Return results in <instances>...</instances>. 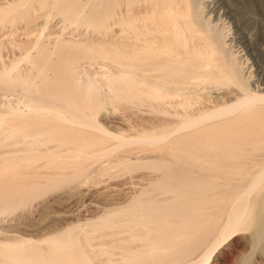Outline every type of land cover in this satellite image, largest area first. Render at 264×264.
Instances as JSON below:
<instances>
[{"label":"bare ground","instance_id":"bare-ground-1","mask_svg":"<svg viewBox=\"0 0 264 264\" xmlns=\"http://www.w3.org/2000/svg\"><path fill=\"white\" fill-rule=\"evenodd\" d=\"M136 1H133V0H115V3H117V5H118L117 18L116 19H117V22L119 25V28L117 31L118 32V38L115 36L117 41H115L116 40L115 38H114L115 40L113 39L116 43H113L111 45V44H109V42H107L109 45H107V44L104 45L105 42H100L99 45H95L97 41H93V43H92V41L90 40L91 43L93 44V46H97L96 51L97 52L99 51L98 53L99 54L101 53L103 57H105V56L108 57V55L113 56V60H115V61L111 60V62L113 61L112 64L114 62L117 63V64L114 63L116 65L117 69L113 66L117 71L116 70L114 72L110 71V74H108V75L105 74V76H103V77H101L102 75L95 77V75H97L98 73H96V71H93V74L95 73L94 76H93V74L90 75V73H88V71L91 72V70L88 69V71L87 70L84 71V73H86L87 78L85 77V80H82L80 75H79V73L81 71L80 72L76 71V68L74 66L67 68L65 70L63 68H61L65 71V74L69 75V77H70V75L72 77H74V76L77 77V79L74 78L75 80L73 82H75L76 86H75V84H74V86L76 87V89L79 92V99L78 100H75L72 97L71 98L68 97L65 100H62L61 102H60V100L58 102L54 98V96H52V95L51 96L48 95L49 97H44L41 94V91H44L42 89H45L44 86L49 84L48 76H51L52 73L50 75V72L48 73L46 71V69H44L41 65H38L35 62L36 57L34 58V55H36V54H34L33 52L35 51V49L37 50V47H39L38 49H40V50L43 47L45 48L46 44L45 45L43 44L44 46L40 45V46H42V48L39 46V44L37 46V43H35V44L33 43V45L31 44V47L33 46L32 48H30V45H28L29 46V47L27 46L28 49L30 48L32 50L34 48L33 52L32 51L27 52V50H26V53L24 52L25 54H23V55L21 54L22 56L19 57L20 59L17 60L15 58L17 61L14 59L15 62H13V63L9 62L11 64L10 65L8 64L7 67L2 66L3 67L2 68L0 66V68H2L0 71V88H2L4 90H10V91L12 90V91H14L13 93H15V92L18 93L17 94L18 95L17 100H19V102L22 103V106L20 103H19L20 106L17 105L18 102L16 101V97H14L15 101H16L15 102L16 105H12L11 104L12 102L9 103V102H7V100L4 102L3 100L6 99L4 97H3L4 99H2V101H0L2 103V104H0V156L3 153L5 154L6 151L11 152L10 150L6 149V146L9 144H12V145L13 144L18 145L20 143L24 144V145L28 144V146L30 148L34 149L33 146L35 144L45 143L44 147L46 145H47L46 147H48V143L50 144L49 141L53 140L54 134H53V130L51 128H48L46 130L41 129V121H43V119L46 118L47 116H50L51 118L56 119L55 121H58V120L63 121L65 123H67L68 125H70L69 127L73 126L71 131L74 129L75 126L76 127L77 126L90 127V128H86V129H88V130L91 129L90 122L88 121L89 122L88 123L86 121L85 117H82V116H88V115L90 116L92 114V112L94 113L93 108H92V100L91 99L92 98L94 99V97L96 98L97 96H99V93H100V91H102L101 88L103 86L104 87L106 86L109 89L112 100L113 99L114 100L115 99H118V100L121 99V101L123 100V102L125 101V103L127 102L128 104H133V105H138V104L141 105L143 103H146L147 105L150 106V108H153L152 110H154L155 108L160 110V111H158L157 109H155V111L157 110L160 113H162L161 110H163V112L165 111V113L167 111V113H168L169 108H171L173 110L175 108L174 112L177 115H179V119H178L177 126L175 127V129H173L174 130L173 135L174 134L177 135V136L176 135L173 136V138L176 136L175 141H173L174 143H178L180 140L183 139L184 135H180L179 133L183 134L184 131L186 132L189 130L196 131L195 128L199 129V126H201V125L206 126L205 129L208 128L207 126H217V127L222 126V127H224L227 130H225L224 132L218 133V135L221 134L218 137L220 138L223 136L225 139L228 138V139H233V140L232 141L230 140L226 146L224 145L223 148L220 147L221 149L220 150L218 149L219 150L218 152L216 151V146L210 145V144L207 145L205 147V149L198 148L197 146H192L188 150H185L183 152L184 155L186 156L187 160H188V161H186V165H189L188 168L189 167L191 168V166H192L194 169L198 170V173L195 172L196 170L194 171L195 173H193L194 169L192 170V168H191L192 175L195 174V175H197V177H193L191 175V177H193V178H191L189 176L190 174L184 175L183 174L184 171L187 169L185 171V172H187L188 170H190V168L185 169V164L182 162L184 164L183 166H184L185 170L184 171L181 170L183 168V166L181 167L178 165L179 167H181V169L179 167L178 168L181 171H183V173L181 172L182 175H184L183 177H180L178 174H176V175H178L177 176L178 178L180 177V179H178V180H176V182H174V180L177 179V177L175 175L176 171L175 172L173 171L174 176L176 178H174V176H172L173 174L171 175V174L167 173V176L171 175V178L172 177L174 178V179L172 178L173 181H170L171 179L168 176L169 177L168 181H170V183L174 182L172 185L169 184L170 187L172 186L171 188L169 187V185L167 183V185H168L167 187H169L170 189L165 188L166 186L164 187L165 181L162 182V180H164V179H161V182H159L157 180L160 184L162 183V185H160V187L161 186H162V188L164 187L163 190H165V191H163V194L165 192H167V193L170 192V196L168 195L167 197H165L163 199H159L160 198L159 196L157 199H156V196L154 197L156 199V202L160 201L161 204L158 203V205H156L157 203L156 204L152 203V200L149 201L148 198H147L148 201L143 200L144 197L137 198V197H141L142 194H141V196L136 195L137 196V197L135 196L136 199L133 200L131 198L133 200V202L131 200L130 203H132V204L128 203L130 205H128V206L124 205L125 207L122 206L123 208L119 207L121 209L119 210V208H118L117 209L118 211L113 210L115 212L110 211L104 215L102 214L100 221L97 220L99 222L96 221V222H94L95 224L93 223V225L97 227L96 230H98V231L100 230L102 233L104 232V230L106 231V228H109V227L112 228L113 226H115L114 227L115 229L112 228L114 230H110V228H109V233H106V235L110 234V237L112 235L114 236V234H120L121 232L128 234V235H126V237L128 236L129 238L123 237L125 234L123 235L122 233H121V236L123 238H120L119 237L120 235L119 236L115 235V236H118L117 238L114 236L116 239L114 237H112L113 239L110 238L111 240H109L110 242H108L110 244H108V245H109V247H111L112 250L111 249L106 250V248H104V250L100 251L101 256L104 255L105 252H106V254H107V252H110V253L114 252V255H115V252H119L116 254H119V256H121V257H119L118 260L115 259L116 263H114L115 261L114 262L112 261L114 264H139L142 261V258H141L142 256H144V257L146 256L145 259H147L148 256H150L151 259L153 258L152 259L153 262L151 261L152 264H172L173 261L171 259H173L172 257L174 256V253L172 254V257L170 259L171 253H170V255L167 254L168 250L166 251L165 246H162L158 242V240L162 239V236H165L166 239H169L170 237L172 238V236H174L172 233H171L172 234L171 236H167L166 233L171 231L173 229V227H175V226H179V225L183 226L184 223H186V222H187L186 224H188V221L191 218L195 217V215H197L198 212H201L200 215L198 214V217L197 216L195 217V218H197L196 220H198V222H199V219H198L199 216L203 215V213H204V212H202L204 210L203 207L207 208V205L203 206L202 204L199 203L200 199L203 197L202 200L205 201L204 200V197H205V198H207V201H210L211 203H213L214 201H219L218 198H215L212 196V193L215 194L214 189H216V187H215L216 183H218L217 184L218 186L221 184L220 183L221 181L219 182L218 180H220V179L223 180L224 177H222V176L232 177L231 174L233 175V173H235L236 175L244 174L246 172V170L249 171V169L251 167L250 164H248V160L255 158V156L258 157V155H260V158H261V155H263L262 158H264V0H212V1H210V0H138L137 4H136ZM209 1L211 2V6H210V10H209L210 15L217 17V18L219 16H223L235 24L234 26H235L236 35H237L236 40L240 43L244 52L249 56V58H251L254 69H255L256 79H255L254 83L253 82L250 83L248 80H247L248 82L244 81V79H243V77L239 71V68L237 67V65L234 62V59L232 57H228L225 54L224 48H223V41H221L222 39H220V37H219L220 35L215 34L216 32L213 33L209 23L207 22V20L209 18L204 20L203 16H205L206 14L202 16L200 6L203 3H207V2L210 3ZM1 2H2V0H1ZM54 2H56V0ZM68 2H69V0H68ZM71 2H72V0L70 1V3ZM25 3H27V2H25ZM61 3H62V1H61ZM67 3H65V4L67 5ZM18 5H19L18 3H13V2L11 3L10 2V3H7L5 6H1L0 7V23L4 24L5 21L7 22L9 15H10L9 19L14 18V20L15 19L17 20V18L12 17L15 15H13V14L11 15V13L17 12ZM101 5H99V6H101ZM95 7L93 9L98 8L97 6H95ZM102 7L103 6H101V8ZM113 8L114 7H112V9L111 8L110 9L113 11ZM105 10H106V6H105L104 11ZM51 11H53V10H51ZM81 11L82 10H80L78 12L75 9H73L70 5H67L66 7H64L63 16L66 18V20L68 19V21L71 19H74V18L75 19H80V18L83 19L84 17L81 14ZM86 12H87V10H86ZM86 12H85V14H86ZM111 12H109L108 10L105 11L104 18L111 16L110 18L112 19V13ZM100 14H101V12H100ZM18 15L16 17H18ZM29 16H31V15H29ZM101 16H102V14L100 16H97V14H96L95 16L90 17L88 20L93 22V23L100 22L102 20ZM19 17H18V19H19ZM29 19H30V17H29ZM75 19H74V22H75ZM14 20L12 22H14ZM86 23L87 22H85V25H87ZM91 27H93V26H91ZM106 27H107V25H106ZM235 29H234V31H235ZM253 29L256 30L255 34L252 32ZM117 32H115V33H117ZM39 36H41V35H38L37 37L39 38ZM37 39H35V41ZM113 40H112V42H113ZM37 41H39V40H37ZM33 42H34V39H33ZM39 43H40V41H39ZM67 43H66L67 47L72 46L70 44V41H69V45ZM86 43H88V42H86ZM27 44H28V42H27ZM92 44H91V46H92ZM24 45L26 47L25 41H24ZM88 45H90V44H88ZM22 46H23V44H22ZM89 48L87 47V49H89ZM47 49H45V50H47ZM83 49H85V48H83ZM40 50H38V52ZM49 50L50 49H48V51ZM51 50L49 51V54L53 53ZM23 51H25V50L23 49ZM93 51L94 50H92V52ZM50 52H52V53H50ZM39 53H41V52H39ZM80 53H83V52H80ZM36 56H38V55H36ZM71 58H73V57H71ZM79 58H81V57H79ZM105 58H102V59H105ZM47 59L49 60V57L46 58V60ZM95 59H98V58H94V60ZM110 59L111 58H109V60ZM21 63H23L24 65L27 63L29 65V66H26L28 69L27 68L24 69L27 71H23V67L21 68V66H23V65ZM43 63H44V61H43ZM40 64H42V62ZM24 68H25V66H24ZM77 69H79V67H77ZM85 69H86V67H85ZM21 71H23L24 73ZM46 72L48 73V76L46 75ZM149 72H151L153 74L154 78H151L148 76ZM81 73H83V72H81ZM108 73H109V71H108ZM84 76H85V74H84ZM54 79H56V77ZM58 79H60V78H58ZM62 79H64V77ZM61 81H63V80H61ZM63 82H65V81H63ZM68 82H67V84L69 86L68 85L67 86H68V90H69V87H71L70 79L68 80ZM50 83H53V82L51 81ZM252 83H253L254 87L251 86ZM65 84H66V82H65ZM67 86H65V87H67ZM74 86L72 84V87H74ZM42 87H44V88H42ZM47 87L48 86H46V89H47ZM72 87H71V89H72ZM46 91L49 94V90H46ZM72 91H74V90L72 89ZM73 93L75 95L76 92H72V94ZM100 94H103V92ZM105 95H107V94H105ZM104 96L101 95V97H98V100H100V98H102V97L104 98ZM75 97L77 98V94L75 95ZM8 98H10V97H8ZM103 103L105 104V100L103 101ZM53 104H59L61 106L58 105V108H56ZM97 106H99V104H97ZM102 106H105V105H102ZM102 106L100 105L99 107L101 108ZM66 110L71 111L73 115H76L78 117H75L73 115L69 116L66 113ZM173 110H171L172 113H173ZM28 116H32V124L30 122H28V120H29L27 118ZM92 118H95V117H92ZM56 124L58 125L59 123L56 122ZM47 125H45V126H47ZM96 126H97V124H96ZM93 128L95 130V127H93ZM68 129H70V128H68ZM97 129H99V128H97ZM102 129H103V127H102ZM218 129H219V127H218ZM79 130L80 129H78V132H79ZM99 130H101V129H99ZM173 130H172V132H173ZM208 130L209 129H207V131ZM59 131H60V129H59ZM207 131H206V133H207ZM80 132H81V130H80ZM83 133H84V131H83ZM105 133H107V132H105ZM187 133H190V132H187ZM66 134H64V135H66ZM78 135L80 136V139H81V133H78ZM87 135L90 137V134H86V136ZM108 135H110V134H108ZM200 135H202L201 132H200ZM93 136H94V134H93ZM112 136H114V135H112ZM161 136H163V135H161ZM209 136L210 135H208V138H210ZM116 137L118 138V135H116ZM154 137H157V136H154ZM167 137L170 138L169 136H167ZM96 138H94V139H96ZM119 138L122 141V143H128V142L130 143L129 139H127L125 137L119 136ZM161 138L163 140V137H161ZM161 138H149V139L147 138L145 140L143 138H141V140L143 139V141H141L140 144H142V142H143V144L146 143L147 146L148 145H156L158 143L164 142V141H161ZM195 138H196V136H195ZM82 139H84V137ZM88 139H86V141ZM97 140H98V138H97ZM135 140H137V139L135 138ZM219 140L222 141L221 138ZM71 141H73V140H71ZM98 141H100V138ZM169 141H170V139H169ZM57 142L58 141L56 139V143ZM79 142H80V140H79ZM79 142H78V144H79ZM94 142H95V140H94ZM171 142H172V140H171ZM206 142H208V141H206ZM51 143L52 144H50V145L52 146L53 143H55V142L51 141ZM56 143H55V146H56ZM59 143H61V142H58L57 146L59 145ZM71 143H73V142H71ZM166 143L168 144V142H166ZM166 143H163V144H166ZM64 144H66V143L64 142ZM73 144L75 146V143H73ZM81 144L82 143H80V145ZM94 144L97 146L100 143L95 142ZM50 145H49V149L51 150ZM102 145H103V143H102ZM102 145H101V147H103ZM40 146H41V144H40ZM42 146H43V144H42ZM57 146H56V148H57ZM157 146L159 147V145H157ZM52 147L55 149L54 146H52ZM89 147L90 146L88 145V142H87V144L81 145L80 149L78 148L77 152L81 155L87 153V156H88V152L94 153L98 149L96 147V148H94L95 151H89V150H91L90 149L91 147L90 148ZM30 148H28V149H30ZM66 148L68 149V146H66ZM19 149H22L23 151L25 150L23 147H19V145H18V146H16V148H13L12 151L13 150L19 151ZM46 149L47 150H45V151H48V154L47 153L46 154L48 155V157L50 155V157L52 158V159L48 158L49 160H52V161H49L52 164L50 166H53L54 165L53 163L56 162V159H57L56 156H58V154H57L58 152L55 153V152H51L48 148H46ZM72 151H73L72 147L70 146V149L66 152H72ZM64 152H65V150H64ZM90 153H89V155H90ZM215 153H217L216 155H218V156L213 157V154H215ZM46 154H44V156L42 155V157H45ZM62 154H64V153H62ZM72 154H73V156H75V153H72ZM72 154L70 153V155H72ZM23 155L26 156L27 154H23ZM34 155L35 154H31L32 157ZM39 156L41 157L40 152H39ZM66 156L68 157L69 155H66ZM180 156H182V154H180ZM22 157L23 156H21V158ZM36 157L37 156H35V158ZM40 157H38L39 161H40ZM70 157H68V158H70ZM19 158H20V156H19ZM27 158H28V156H27ZM262 158H261V160H262ZM77 159L81 160V158H77ZM182 159L183 158H181V161H184ZM32 160H35V159L32 158ZM112 160L110 162H112ZM2 161L0 160L1 164H2ZM25 161H27V159H25ZM62 161H64V160H62ZM65 161H66V159H65ZM70 161H72V160H70ZM70 161L67 160V162H65V166H67V167L69 166L71 168L72 166L69 164ZM259 161H260V159H259ZM13 162H14V160H13ZM13 162L12 163L9 162V163L13 165ZM249 162H252V160ZM256 162H258V158H257ZM3 163L6 164V161L5 162L3 161ZM20 163H21V161H20ZM25 163H24V166L27 164V163L26 164ZM28 163L31 164L32 162L29 161ZM47 163L45 162V164H47ZM60 163L61 162H60V158H59V164ZM37 164H35V168L38 167L39 164L38 165ZM76 164H78V163H76ZM112 164L115 165L114 163H112ZM120 164H122V163H120ZM154 164H155V162H154ZM12 165L11 166L8 165V168L6 167L7 170H4L6 172L3 171L6 176L10 172V167L14 166V165L13 166ZM61 165L62 164H60L59 167H62ZM79 165H80V162H79ZM125 165H128V163ZM125 165H123V166H125ZM160 165H161V163H160ZM160 165H159L160 169L162 167L165 168L163 164L161 167H160ZM22 166H23V164H22ZM81 166H84V165H81ZM130 166H129V168L128 167L127 168L130 169ZM168 166H170V165L166 166L167 170H171L168 168ZM18 167H21V166H18ZM28 167H30V166H28ZM111 167H112V165L107 164V166L102 167L99 170H101V171L109 170ZM114 167H116V166H114ZM153 167H155V166H153ZM170 168H171V166H170ZM8 169H9V172H8ZM13 169H14V167H13ZM25 169L28 171H31L30 168H28V169L25 168ZM82 170H83V168H82ZM84 170H85V168H84ZM84 170H83V172H84ZM225 170H227L226 172H228V173H229V170H231L230 173L231 172L232 173L230 175H227L224 173ZM257 170L258 171H256L255 173L250 174L249 181L247 182L248 183L247 187L242 186V189L244 187V190L240 193V195H238L239 197H236L239 199H238V202L235 204V206H233V204L231 203L232 204V207H231L232 211H230V213L226 211L229 214V216H227V219H226L227 221L225 220L226 222H225V224H223L225 226L222 227L224 233H227L226 231H228L230 228L235 226L237 223L241 222V220H243V218L245 219V214H246V211L248 209L247 203H249L248 200L250 198V197L248 198V196L252 192H254L258 187H259L258 189H260L261 184L264 182V163L261 164L260 168ZM37 171L39 172V170H36L34 172L36 173ZM69 171H70V169H69ZM74 171L75 172H72V173H74L73 175L79 173L78 168H76ZM109 171H111V169ZM179 171H177V172L179 173ZM23 172H24V169H23ZM54 172H55V170H54ZM11 173L14 174L13 172H11ZM99 173H102V172H99ZM169 173H172V171ZM221 173H224V175L223 174L221 175ZM17 174H18V172H17ZM64 174L62 176H68V175H64ZM235 174L233 175V177L231 179H233L235 177ZM8 176H11V175H8ZM60 176L58 178L59 182L62 181L61 183L64 184V180H62V178ZM71 176L72 175H70V177ZM83 177H85V176H83ZM219 177H220V179H219ZM229 177H227V179L224 178V180L226 179V181H229L228 180ZM60 178H61V180H60ZM67 178L69 180V176L66 178L64 177V179H67ZM163 178H165V177L163 176ZM56 179L54 180V182H55L54 184H53V182L48 181L50 183V186H52L51 184H53V185L56 184V182L58 180V179L57 180ZM13 180H15V178ZM47 180L44 181V183L47 182ZM23 181L21 179V182H23ZM40 181L37 180L36 182L42 183V181L41 182ZM166 181H167V179H166ZM18 182H20V181H18ZM31 182H34V180ZM31 182L29 181V183L28 182L27 183L30 184ZM12 183H13V181L11 182V184ZM67 183H68V181H67ZM67 183L65 182L64 185L66 186ZM57 184H59V183H57ZM44 185H46V184H42L41 186H44ZM0 186H1V184H0ZM4 186H2V187H4ZM18 186H21V184L18 183ZM22 186H23V184H22ZM32 186L33 185L31 183V187ZM35 186H39V185H37V183H36ZM45 187L46 186H44L42 188H45ZM230 187H232V186H230ZM19 188L20 187H18V189ZM27 188H30V187H27ZM258 189H257V191H258ZM141 190H142V188H141ZM222 192H223V190H222ZM142 193L145 194L144 192H142ZM167 193H166V195H167ZM224 193H226V192H224ZM2 194H3V192H2ZM218 195H220V194H218ZM3 197L4 196H2V198ZM168 200H169V202H168ZM170 200H171V202H170ZM222 200H223V198L221 199V202H222ZM236 201H237V199L235 200V202ZM229 202H231V201H229ZM11 204H13V202ZM0 210L2 211L1 208H0ZM216 210H217V207H216ZM210 213L207 212V215H209ZM249 213H251V212H249ZM249 213H247V214H249ZM214 215H215V213H214ZM204 216H206V214H204ZM195 218H193V219H195ZM200 218H202V217H200ZM209 220H210V218H209ZM212 220L214 221V219H212ZM189 222H191V221H189ZM204 222L206 223V221H204ZM212 223L213 222H211V224ZM213 225H211V226H213ZM184 226H187V225H184ZM189 226H187V227H189ZM208 226H209V224H208ZM196 227H199V226H196ZM235 227H234V229H235ZM78 228H79L78 230H80V232H83V231H81V229H83V228H81V227H78ZM202 228H203V224H202ZM205 228H203L202 230L206 231V230H204ZM175 229H176V227H175ZM179 229H176L177 232H176L175 236L176 235L179 236V234H180L179 237H181V234H182V236H184V234L182 232L177 234L179 232ZM187 229L188 228H186V230ZM191 230H193V227ZM197 230L195 229L193 231V233H196L195 231H197ZM208 230H209V228H208ZM76 231L77 230H75L74 227L68 228L66 230L64 229L63 232L60 231L61 234L57 233L58 234L57 236H61V235H64L65 237L67 236L70 238V240H68L69 242L72 239L74 240V238H75V241L77 242L78 240L80 241V239L78 237V234L80 232H78V231L76 232ZM110 231H113V232H110ZM163 231L164 232L166 231V233H165L166 235L163 233ZM172 231L174 232L175 230H172ZM106 232H108V231H106ZM184 233H186V232H184ZM82 234L85 235V233H82ZM158 234L161 237L157 240L156 238L159 237ZM168 234H170V232ZM191 235H193V234H191ZM196 235H197V233H196ZM198 235H199V232H198ZM205 235H202V236H205ZM80 236H81V234H80ZM89 236L90 235H88V237H87L85 235V241H86V239L87 240L89 239ZM98 236H100V235H98ZM101 236H102V234H101ZM175 236H174V238H175ZM185 236L187 237L189 235L185 234ZM179 237H176L175 239L178 238L177 240H180ZM184 237H182V238H184ZM194 237H196V236H194ZM194 237H192V238H194ZM80 238H84V237L81 236ZM199 238H200V236H198L197 241H199ZM123 239H126L129 244H123L121 242V240H123ZM170 239H169V241L172 240V239L171 240ZM184 239L179 241L180 243L182 242L181 243L182 247H183L182 244H184V242H185ZM186 239H187L186 242H188L189 238H186ZM173 240H172V242H173ZM183 240H184V242H183ZM217 240H218V238L216 239V241ZM23 241L24 240H22V242ZM29 241H31V240H26V241H24L25 243L21 244V245L19 242V245L17 244L18 246H15V245L12 246V243L9 244L10 246H8L7 243H6L7 245H5V243H4L3 246H1L2 245L1 244L0 245L1 246L0 247V264H44V262L39 263V260L37 262V260L35 259V256H33L29 253L30 249H33V248H36L35 250H37V248L39 250V248H40V250H41V248L43 247V242H41V243L39 242L40 244H42V246L41 245L39 246V245H37L38 241L35 243H33L32 241L31 242H29ZM75 241H73V242H75ZM83 241H84V239H83ZM160 241H162V240H160ZM174 241H176V240H174ZM194 241H196V239ZM73 242H70L71 245ZM87 242H91V241L89 240ZM130 242L131 243L135 242V245L134 244L130 245L131 244ZM172 242H171V245H172ZM81 243H83V242H81ZM76 244H75V246H76L75 248L79 249V246L77 247L78 244L77 245ZM91 244H92V242L90 244L89 243L86 244V246L87 245L91 246ZM71 245L69 244V247ZM79 245H81V244L79 243ZM99 245L102 246L103 244L102 245L99 244ZM164 245H165V243H164ZM53 246L54 245L52 243L47 242L46 250H44V252H43L44 256L45 257L47 256L46 258L45 257L44 258L47 259L50 263L56 262V256H55L56 252H54L55 247L53 248ZM81 246H80V248H81ZM90 246H87V247H90ZM103 246H105V245H103ZM174 246H175V242H174ZM174 246L172 245L173 248H176V246L175 247ZM195 246H197V245H195ZM83 247L85 248V246H83ZM83 247L80 250H82ZM168 248L171 249V247H168ZM195 248L197 249L198 247H195ZM212 248H213V246H212ZM43 249H45V248L43 247L42 250ZM99 249H98V251H99ZM183 249L184 248H182V250H181L182 252H183ZM196 249H194L195 251L194 250L193 251L196 252ZM85 250H87V248ZM83 251H84V249L80 252L83 253ZM90 251H91V248H90ZM93 251H95V250H92V252ZM214 251L212 249L210 251V253H208V255L206 256L205 260H202V262L203 261L204 262L201 264H208L211 260V257L213 255ZM34 252L35 251L33 250L32 253L34 254ZM80 252L78 251V253H80ZM102 252H104V253H102ZM87 253L88 252H86V254ZM94 253L97 254V252H94ZM185 254H187V253H185ZM92 255H89V256L91 257ZM156 255H157V257H156L157 261H156V259H154ZM161 255H162V257L164 256V259L161 258V260L158 261V259L160 258L159 256H161ZM178 255H180V254H178ZM178 255H175V257H178ZM82 256L80 257L81 259H82ZM89 256L86 255V256H84V258H86V257L89 258ZM93 256L96 257L95 255H93ZM93 256L91 257L92 259H93ZM105 256H108V255H105ZM76 258H78V257H76ZM105 258H107V257H105ZM108 258L110 259V255ZM112 258H111V260H112ZM114 258H115V256H114ZM150 258L148 260H150ZM87 259H86V261H87ZM92 259H90V260L92 261ZM102 259L104 260V258H102ZM109 259H107V260H109ZM139 259H140V262L138 263ZM47 260H45V261L48 262ZM107 260L105 262L110 263L109 262L110 260L109 261H107ZM43 261H44V259H43ZM95 261L96 260H94V262ZM101 261L102 260L100 258V262L98 261V263H97V261H96V263L102 264ZM94 262L92 261L91 264H93ZM146 262L148 263V261H146ZM79 263H80V261H79ZM178 263L179 264H193L192 262H187V259L185 261H182V262L178 261ZM194 264H196V263H194Z\"/></svg>","mask_w":264,"mask_h":264},{"label":"rangeland","instance_id":"rangeland-1","mask_svg":"<svg viewBox=\"0 0 264 264\" xmlns=\"http://www.w3.org/2000/svg\"><path fill=\"white\" fill-rule=\"evenodd\" d=\"M54 1L55 0H43V1L42 0H11V1L10 0H2V2H1V0H0V7L5 6L7 3H10V2L19 4L17 7V12L11 13V15L12 14L15 15L12 17L17 18V20L15 19L16 20L15 21L14 18L9 19L10 18V15H9L7 22L5 21L4 24L0 23V66L1 67L2 66L7 67L8 64L10 65L11 63L15 62L16 59L17 60L20 59L19 57L22 56L23 54H25L26 50H27V52L28 51L33 52L34 48L32 50L30 49L33 47V46L31 47V44L33 45V43L34 44L37 43V46H38V44H39V46L40 45L44 46L46 44L45 48L44 47L42 48V46H40L42 48L41 49L42 51L40 49H38L39 47H37V50L35 49L36 52L35 51L33 52L34 54L38 55V56L34 55V58L36 57V59L39 61L38 62L35 59V62L38 65H41L44 69H46V71L48 73L50 72V75L52 73L51 76H48V73L46 72V75L48 76V79H49V84L44 86L45 89H42L44 91H41V94L44 97H49L48 95H50V96L52 95V96H54V98L58 102H59V100L61 102L62 100H65L68 97L69 98L72 97L73 99L78 100L79 99V92L75 87L76 86L75 82H73L75 80L74 78L77 79V77H75V76L72 77L70 75V77H71L70 78L68 74H65L64 70L74 66L76 68V71H79V72L81 71L84 73V71H86V70L88 71V69H89L92 72L91 73L88 71V73H90V75L93 74V71H96V73H98V74L95 75V77L96 76L98 77L99 75L100 76L102 75L101 77H103V76H105V74H107V75L110 74V71L114 72L117 69V67L115 65L117 63L114 62L115 64L114 63L112 64V62L115 61V60H113V56L112 55H108V57L105 56L107 58L106 59L105 57L102 56L101 53H100L101 55L98 53L99 51L98 52L96 51L97 46H93L92 43H93V41L98 42V43L96 42V44L94 43L95 45H99L100 42H105L104 45L105 44H107V45L111 44L112 45L113 43H116L115 42V41H117L116 37L118 38V32L117 31L119 28V25H118V22L116 19L117 18L118 5H117V3H115V0H75V1L72 0L71 3H70L71 0H69V2H68V0H56V2H54ZM61 1H62V3H61ZM133 1H136V0H133ZM137 1H136V4L138 3ZM210 1H212V0H210ZM25 2H27V3H25ZM64 2L65 3L68 2L67 5H70L73 9H75L78 12L80 10H82L81 14L83 15L84 18L83 19L82 18H80V19L74 18L75 22H74V19H71L72 21L71 20L68 21V19L66 20V18L63 16V11H64V7H66L67 5ZM207 3H203L200 6L202 16L206 14L205 16H203L204 20L209 18L207 20V22L209 23L213 33L216 32L215 34L220 35L219 37H220V39H222L221 41H223V48H224L225 54L228 57H232L234 59V62L237 65V67L239 68V71H240L244 81H246V82L249 81L250 83L251 82L254 83V81L256 79L255 69H254L251 58H249V56L244 52L240 43L236 40L237 35H236V29L234 26L235 24L223 16H219L217 18V17L210 15L209 10H210V6H211V2L208 4ZM99 5H101L103 7L101 8V6H99ZM95 6H97L98 8L93 9ZM105 6H106L105 11L108 10L109 12H111L112 7H114L113 11L111 12L112 13V19L110 18L111 16L104 18ZM50 9L53 11H51ZM86 10H87V12H86ZM85 12H86V14H85ZM100 12L102 14V16H101L102 20L100 22L93 23V22L88 20L90 17H93L96 14H97V16H100L101 15ZM17 15H18V17L20 16L21 18L19 17V19H18V17H16ZM29 15H31V16H29ZM29 17H30V19H29ZM13 20H14V22H12ZM85 22H87L86 24L88 26L85 25ZM106 25H107V27H106ZM91 26H93V27H91ZM234 29H235V31H234ZM255 31L256 30L253 29L252 32L255 34ZM115 32H117V33H115ZM37 34L41 35V36H39V38H38ZM33 39H34V42H33ZM35 39L39 40L40 43L37 40H36L37 41L36 42ZM90 40L92 41V43ZM112 40H113V42H112ZM24 41H25L26 47L24 45ZM69 41H70V44L72 46H68L69 47L68 48L66 43L68 42L67 44L69 45ZM27 42H28V44H27ZM86 42H88V43H86ZM107 42H109V44ZM22 44H23V46H22ZM88 44H90V45H88ZM91 44H92V46H91ZM28 45H30L29 49H28V47H29ZM86 46L88 48L89 47L90 48L87 49ZM46 47L50 50L52 49L51 51L53 53L50 52L52 54H49L50 50L48 51V49ZM83 48H85L86 50ZM23 49L25 51H23ZM45 49H47V50H45ZM38 50H40L39 52H41V53H39ZM92 50H94V51L92 52ZM80 52H83V53H80ZM45 57L46 58L49 57V60L48 59L46 60ZM71 57H73V58H71ZM79 57H81V58H79ZM93 57L98 58V59L94 60ZM102 58H105V59H102ZM109 58H111V59L109 60ZM111 60H113V61L111 62ZM43 61L45 64L43 63ZM9 62H11V63H9ZM41 62H42V64H40ZM23 63H21L23 65V66H21V68L23 67V71H27L24 69H26L27 68L26 66H29V65L27 63L24 65ZM24 66H25V68H24ZM77 67H79V69H77ZM85 67H86V69H85ZM2 68H0V71ZM61 68H63L64 70ZM23 71H21V72H23ZM108 71H109V73H108ZM81 72L79 73V75H80L82 80H85V77L87 78L86 73H84L85 74V76H84V74ZM150 73L151 72L148 73V76L151 78H154L153 74L152 73L150 74ZM94 74H93V76H94ZM55 77H56V79H54ZM57 77L60 79H58ZM63 77H64V79H62ZM69 79L71 81L70 82L71 87H72V84H73V86L75 84V86L72 87V89L74 91H72L71 87H69V90H68L69 85L67 84V82ZM61 80L65 81L66 84H65V82H63ZM51 81L54 84L50 83ZM253 83L251 84L252 87H254ZM46 86H48L47 89H46ZM65 86H67V87H65ZM44 87H42V88H44ZM46 90H49V94ZM101 90L102 91H100V93L103 92V94L99 93V96H97L96 98L94 97V99L93 98L91 99L92 100V108H93L94 113L92 112V114L90 116L89 115L88 116H82V117H85L87 122L88 121L90 122L91 129H89V130L86 128H90V127H81V126L76 127L75 126L74 129L71 131L73 126L69 127L70 125H68L67 123H65L63 121H60V120L55 121L56 119H53L50 116H47L44 119L42 118L43 121H41V129L46 130L48 128H51L53 130V134H54V138L51 141L56 143V139H57L58 142H61V143H59L58 146H57L58 142L56 143L57 148L55 146V143H53L52 146H54L56 150L50 145V144H52L51 141H49L50 144L48 143V147H46L47 145L45 146L46 148L49 149V145H50L51 150L50 149L49 150L51 152H55V153L58 152L57 153L58 156H56V158H57L56 162L53 163L54 164L53 166H50L52 164L49 161H52V160H49V159H52V158L50 157V155L48 157V155H47L48 151H45V150H47L44 147L45 143L35 144L33 146L34 149L30 148L28 146V144L24 145V144L20 143V144H18L19 147H23L25 150L23 151L22 149H19V151L16 150L17 152L14 150L12 151V149L16 148V146H18V145L9 144L6 146V149L10 150L11 152L6 151L5 154L3 153L4 155L1 154V156H0L1 161L2 160L4 162L6 161V164L3 163V161H2V164L0 162V175H1L0 176V184H1L0 187L2 188V189L0 188V208L2 209V211L0 210V245L2 244L1 246H3L4 243H5V245L8 244V246H10L9 245L10 243H12V246L13 245L18 246L19 242L21 245V244H24L25 243L24 241H26V240H31L33 243L38 241V244L37 243L36 244L39 246L40 245L42 246V244H40V243L43 242V247L45 249L42 250V248H43L42 247L41 248L42 251L40 250V248H39V250H40L39 251L37 248V250H38L37 251V250H35L36 248H33V249H30L29 253L31 255L35 256V259L37 260V262L39 260V263L44 262V264H47V263L49 264L50 262L47 259H45L47 256L45 257L43 252H44V250H46L47 242H50L54 245L53 246V248L55 247L54 252H56V255H55L56 256V262L50 263V264H91L92 261L94 262V260H96L97 263H98V261L100 262V258L102 260L101 261L102 264H104V263L105 264H114V263H116V260H118L119 257H121V256H119V254H116L119 252H115V255H114V252H112V253L107 252V254H106V252L105 253L102 252V253H104V255L101 256L100 251L104 250V248H106V250L111 249V247H109V245H108V244H110V243H108V242H110L109 240H111L110 238L114 237L115 235H118V236L120 235L119 236L120 238H123V237L127 238L128 236L126 237V235H128V234L121 232L123 235L125 234L123 237L121 236V233L120 234H114V236L112 235L110 237V234L106 235V233H109L110 227L106 228V231H108V232H106L104 230V232H103L104 234H103L100 230L99 231L96 230L97 227L94 226L93 223L96 222L97 220L100 221L102 214L104 215L110 211L115 212L119 207L123 208L125 206L132 204L130 202L132 199L133 200L136 199L135 198L136 195L141 196V194H142L141 197H137V196L136 197L137 198L144 197L143 200H146V201L152 200V203H155V204L157 203L156 205H158V203L161 204L160 201L156 202V199L158 198V196L160 197L159 199H163V198L167 197L168 195L170 196V192H168V193L165 192L163 194V191H165V190H163V188L165 186H166L165 188L170 189L172 187V186L170 187V185H172L174 182H176V180L180 179V177H183L184 175H188V174H190L189 176L191 177V175H192L191 171L194 169L192 166H191L192 170L189 167L190 170L185 172L187 170L186 168H188V166H189V165H186V161H188V160L183 153L185 150H188L192 146H197L198 148L205 149V147L210 144V145L216 146V151L218 152L221 149L220 147L223 148L224 145L226 146L230 140L231 141L233 140V139H228V138L225 139L223 136L220 137L222 139V141L219 140L220 138L218 136H220L221 134L218 135V133H221V132H224L225 130H227L222 126H218L219 129L217 126H207L208 128L205 129L206 126L201 125V126H199V129L195 128L196 131L189 130L186 132L184 131L183 134L179 133L180 135H184V137L178 143H174L173 141H175V137L177 135L174 134L176 136L173 138V136H174L173 135V133H174L173 129H175V127L177 126L178 119H179V115H177L174 112L175 108H174V110L169 108L168 110L170 112L168 111V113H167V111H166V113H165V111L163 112V110H161L162 113H160V112H158L160 110L155 108L158 110V111L156 110L158 112L157 113L155 111V109L152 110L153 108H150V106L147 105L146 103H143L141 105L140 104L133 105V104H128L127 102L125 103V101L123 102V100L121 101V99L120 100H118V99L112 100V97L110 95V91L106 86L105 87L103 86L101 88ZM11 91L10 90H4V89L0 88V93H1L0 98L2 97L0 99V101H2V99L6 98L3 100L4 102L7 100V102H9V103L12 102L11 103L12 105H16L15 102L17 101L18 102L17 105H19L20 102H19V100H17L18 99L17 98L18 93H16V92L13 93L14 91H12V92ZM71 91L76 92L75 95L77 94V98L75 97L74 93L72 94ZM105 94H107V95H105ZM101 95H103V96L105 95L106 97L104 96V98L102 97V98H100V100H98V97H101ZM8 97H10V98H8ZM14 97H16V101H15ZM103 99L105 100V104L103 103V101H104ZM0 104H2V103L0 102ZM20 104L22 106V103H20ZM97 104H99V106L100 105L101 106L105 105V106H102L103 108L102 107L100 108L99 106H97ZM53 105L56 108H58L59 104H53ZM59 106H61V105H59ZM171 110H173L174 114L172 113ZM66 113L69 116L73 115L72 112L68 111V110H66ZM73 116L78 117L76 115H73ZM92 117H95V118H92ZM27 118L29 119L28 122H30L32 124V116H28ZM56 122L59 124L57 125ZM96 124H97V126H96ZM45 125H47V126H45ZM93 127H95V130L97 128H99L101 130L97 129L95 131ZM102 127H103V129H102ZM68 128H70V129H68ZM59 129H60V131H59ZM78 129H80L81 132H80V130L78 132ZM207 129H209L210 131L209 130L207 131ZM172 130H173V132H172ZM83 131H84V133H83ZM206 131H207V133H206ZM105 132H107V133H105ZM187 132H190L191 134L187 133ZM200 132L202 135H200ZM78 133H81V139L79 136L80 134L78 135ZM64 134H66V135H64ZM86 134H90L91 138L88 135H87L88 136L87 137ZM93 134H94V136H93ZM108 134H110V135H108ZM112 135H114V136H112ZM116 135H118V138L116 137ZM161 135H163V136H161ZM208 135H210L209 136L210 138H208ZM82 136L84 137L85 140L82 139L83 138ZM119 136L129 139L130 143L129 142L128 143H122ZM154 136H157V137H154ZM167 136H169V137L171 136V137L168 138ZM195 136H196V138H195ZM93 137L94 138L97 137L98 140L100 138V141H98L97 138L94 139ZM161 137H163V140ZM135 138L138 141L135 140ZM141 138H143L144 140L147 138L148 139L149 138H161V141H164V142L158 143L156 145H148L147 146L146 143L143 144V142H142V144H140V142L143 141V139L141 140ZM86 139H88V140L86 141ZM169 139H170V141H169ZM71 140H73V141H71ZM79 140H80V142H79ZM94 140H95V142H98L100 144H98L96 146L94 144L95 143ZM171 140H172V142H171ZM77 141L79 142V144ZM206 141H208V142H206ZM64 142L66 144H64ZM71 142L75 143V146ZM87 142H88V145L91 147V148L89 147L91 149L89 151H95L94 148H96V147L98 148L97 151H95L94 153L88 152V156H87V153L82 154V155L79 154L77 152L78 148L80 149L81 145L87 144ZM101 142L103 143V145ZM166 142H168V144ZM80 143H82V144L80 145ZM163 143H166V144H163ZM40 144H41V146H40ZM42 144H43V146H42ZM101 145L103 147H101ZM157 145H159V147ZM66 146H68V149L66 148ZM70 146L72 147L73 151L72 152H66L70 149ZM38 147L39 148L41 147V148L39 149ZM28 148H30V149H28ZM63 149L65 150L66 153L64 152ZM39 152H40L41 157H42V155L44 156V154L47 153L46 154L47 157L45 156V157L41 158L39 156ZM62 153H64V154H62ZM70 153L71 154L75 153V156H73V154L70 155ZM89 153H90V155H89ZM23 154H27V155L24 156ZM31 154H35V155L32 157ZM180 154H182V156H180ZM216 154L217 153L213 154V157L218 156ZM66 155H69L68 157H70V156L71 157L68 158ZM19 156H20V158H21V156H23V157L20 159ZM27 156H28V158H27ZM35 156H37L36 157L37 159L35 158ZM38 157H40V161H39ZM180 157L183 158L182 160H184V161H181ZM262 157H263V155H261V158ZM32 158L35 159L36 161L32 160ZM59 158H60V162H61L60 164H62L61 165L62 167H59V165H60L59 164ZM77 158H81V160H78ZM255 158L251 159L252 162H249L251 160H248V164H250V166H251L249 171L246 170V172L244 174H241V175L240 174L236 175L235 173H233V175L235 174V177L233 179H231L233 177V175L231 174L232 172L230 173L231 170H229V173L226 172L227 170L224 171L225 174H227V175L231 174L232 177L227 176V177H229L228 178L229 181H226V179H227L226 176H222V177L226 178L225 180H224V178H223V180H221L220 179L221 176L219 177L220 180L217 179L219 182L221 181L220 182L221 184L218 186L217 185L218 183H216V186H215L216 189H214L215 194L212 193V196L215 198H218L219 201H214L213 203H211L210 201H207V198H205V197H204L205 201L202 200L203 197L200 199L199 203L202 204L203 206L207 205V208L203 207L204 210L203 211L201 210L204 213H203V215L199 216V218H198L199 222H198V220H196L197 218H195V217L196 216L198 217V214L200 215L201 212H198L197 215H195V217H193L195 219L191 218L189 220L192 223L189 221H188V224H186L187 222L184 223V225H187V226L190 225L189 227L184 226V225H183L184 227L181 225L175 226L176 229L180 228L179 232L177 234L182 232L184 234V236H185V234L190 236V237L185 236L186 238H189L188 242H186L187 239L184 236H182V234H181V237H179L180 234H179V236L178 235L175 236V234L177 232L175 227H173V229L171 228L172 230H175L174 231L175 233L172 230L169 231L170 234H168L169 232L166 233V231L165 232L163 231V233L164 234L166 233L167 236H171L173 234L175 236V238L179 237L180 240L185 238L184 239L185 242L183 240L184 244H182L183 247L181 246L182 242L180 243L179 242L180 240H177L178 238L175 239L174 236H172V238L170 237L172 240L173 239L176 240V241L173 240V242L170 238L169 239L171 241H169V239H166L165 236H162V239H159L161 237L159 234H158L159 237L156 236L157 237L156 239L157 240L159 239L158 242L162 246H165L166 251L168 250L167 254L170 255V253H171L170 259L172 257V254L174 253V256L172 257L173 259H171L173 261L172 264H179L178 261L182 262V261H185L186 259H187V262H192L193 264L194 263L201 264L204 262V261L202 262V260H205L206 256L208 255V253H210V251L212 249H213V251L214 250L215 251L213 252L211 260L208 264H264V182L261 184L260 189H258L259 187L257 188L258 191L256 189L254 192H252L248 196V198L249 197L250 198H249V200L248 199L247 200L250 204L251 203L252 204L250 205L249 203L246 202L248 204V205L246 204L248 209H247L246 214H245V219L243 218V220H241V222L237 223L235 225L236 227L233 226L232 227L233 229L230 228L228 231H226L227 233H224L223 229H222V227L225 226L223 224H225V222L227 221L226 220L227 216H229V214L227 212L230 213V211H232V208H231L232 204H233V206H235V204L238 202L239 198H236V197H239L238 195H240V193L244 190V187H247V184H248L247 182L249 181L250 174L258 171L257 169H259L260 165L264 163V158H262V160H261L260 155H258V157L255 156ZM257 158H258V162H256ZM25 159H27V161H25ZM61 159L64 161H62ZM65 159H66V161H65ZM259 159H260V161H259ZM13 160H14V162H13ZM28 160L30 162H32L31 163L32 165L30 163H28L29 162ZM67 160H69V161L72 160L69 162V164L72 166L71 168L69 166L68 167L65 166V162H67ZM111 160H112V162H110ZM8 161L11 163L13 162L14 166L12 164H10ZM20 161H21V163H20ZM45 162L46 163L48 162V163L45 164ZM79 162H80V165H79ZM119 162L122 164H120ZM154 162L156 165L154 164ZM182 162L185 164L186 170L184 169V166H183L184 164ZM24 163L26 164L25 166H24ZM76 163H78V164H76ZM112 163H114L115 165H113ZM127 163H128V165H125ZM160 163H161V165H160ZM22 164H23V166H22ZM35 164H37L38 167L35 168ZM107 164L112 165V167L110 168L111 171H109L110 169L109 170H103V171L99 170L102 167L107 166ZM162 164L164 165L165 168L162 167L160 169L159 165L161 167ZM8 165H10V166L12 165L15 169L14 170L13 167H10V172L8 169V172H9L8 175H11V176H8V175L6 176L4 174V172H6L4 170H7L6 167L8 168ZM81 165H84V166H81ZM123 165H125V166H123ZM167 165L171 166V168H170V166H168V168L171 170H167V168H166ZM178 165L181 167L183 166V168L181 169V167H179ZM18 166H21V167H18ZM28 166H30V167H28ZM114 166H116V167H114ZM129 166H130V169H128ZM153 166H155V167H153ZM24 167L27 169L30 168L31 171L26 170ZM81 167L83 168V170L85 168L84 172H83ZM178 167L183 171L185 170L184 173ZM68 168L70 169V171ZM76 168H78L79 173L73 175L74 173H72V172H75L74 170ZM23 169H24L25 173L27 172L26 174L23 172ZM36 170H39V172L37 171L35 173L34 171H36ZM54 170H55V172H54ZM195 170L196 169L193 170V173H195V172L198 173V170H196V171ZM171 171H172V173H169ZM173 171L174 172L176 171L175 175L178 174L180 177L178 178L177 177L178 175H176L177 179H175L174 182L170 183V181H173L172 180L173 177L171 178L172 174H173L172 176H174ZM177 171H179V173ZM11 172H13L14 174H12ZM17 172H18V174H17ZM99 172H102V173H99ZM181 172L184 175H182ZM68 173L72 176L70 177V175ZM167 173L171 174V175H168L171 179V180L169 179L170 181H168L169 177L167 176ZM224 173H221V175L222 174L224 175ZM63 174L68 175L69 180H68V178L64 179V177L66 178L68 176H62ZM58 175L59 176L61 175L60 177L62 178V180H64V184H65V182L67 183V181H68L66 186L63 183H61L62 181L59 182V179H58L59 176ZM83 176H85V177H83ZM163 176L165 178H163ZM192 176L197 177V175H195V174ZM13 177L15 178V180H13L14 179ZM176 177L174 176V178H176ZM193 177H191V178H193ZM61 178H60V180H61ZM10 179L13 181L12 184H11L12 181ZM21 179H22V181L23 180L24 181L21 182ZM55 179L57 180V182L55 185H53L55 183L54 182ZM161 179H164V180H162V182L165 181L163 188H162V186L160 187V185H162V183L161 184L159 183V182H161ZM166 179H167V181H166ZM33 180H34V182H31ZM35 180L36 181L41 180L42 183H38ZM46 180H47V182L44 183V181H46ZM18 181H20V182H18ZM29 181L32 183V185H33L32 187H31V183L28 184ZM48 181L53 182V184H51L52 186H50V183ZM18 183L21 184V186H18ZM33 183L35 185L37 183V185H39L40 187L35 186ZM57 183H59V184H57ZM167 183H168V185L170 184L169 185L170 188L167 187L168 186ZM22 184H23V186H22ZM42 184H46V185H44L46 187L42 188V187H44V186H41ZM25 185L26 186L28 185L27 187H30V188H27ZM2 186H4V187H2ZM230 186H232V187H230ZM242 186H244L243 189H242ZM18 187H20V188L18 189ZM141 188H142V190H141ZM222 190H223V192H222ZM2 192H3V194H2ZM142 192H144L145 194H143ZM224 192H226V193H224ZM166 193H167V195H166ZM218 194H220V195H218ZM1 195L4 197L2 198ZM155 196H156V199L154 198ZM147 198H148V200H147ZM222 198H223V200L221 202ZM236 199H237V201L235 202ZM133 200H132V202H133ZM229 201H231V202H229ZM12 202H13V204L14 203L15 204L14 205L11 204ZM168 202H169V200H168ZM170 202H171V200H170ZM128 203H130V204H128ZM216 207H217V210H216ZM121 208H119V210ZM113 210H115V211H113ZM207 212L208 213L211 212V213L209 215H207ZM213 212L215 213V215ZM249 212H251V213H249ZM247 213H249V214H247ZM204 214H206V216H204ZM200 217H202V218H200ZM208 217L210 218L211 221L209 220ZM212 219H214L215 222ZM99 221H97V222H99ZM204 221H206V223ZM211 222H213V223L211 224ZM202 224H203V228L206 227L204 229L206 231L202 230L203 229ZM208 224H209V226H208ZM211 225H213V226H211ZM72 226L78 232H80V230H78L79 229L78 227L83 228V229L80 228L81 231H83V232H80L78 234L80 241L83 243H81L79 240L77 241L78 242L77 243L75 241V238H74V240L71 238L72 240L70 242L75 241L71 245V243L68 241V240H70L69 237H67V236L65 237L64 235L57 236L58 234H61V232H63L64 229L66 230L68 228H73ZM191 226L193 227V230H191L192 229ZM196 226H199V227H196ZM114 227L115 226H113L112 228H114ZM234 227H235V229H234ZM112 228H110V230L115 229V228L114 229H112ZM186 228H188V229L186 230ZM208 228H209V230H208ZM195 229L196 230L198 229L195 232L197 233V235L199 232V235H198V236H200L199 241H197L198 236L196 235V233H193V231ZM110 232H113V231H110ZM184 232H186V233H184ZM82 233H85V235L87 237H88V235H90L91 237L89 236V239L88 240L86 239V241H85V235ZM100 233L102 234V236ZM190 233L193 235H191ZM80 234L84 238H80L81 237ZM97 234L100 236H98ZM202 235H205V236H202ZM118 236H115V237L117 238ZM191 236L192 237L196 236V237L192 238ZM182 237H184V238H182ZM217 238H218V240L216 241ZM21 239L24 241L22 242ZM83 239H84V241H83ZM195 239H196V241H194ZM89 240L92 242V244H91V246L87 245V246H90V247H87L86 244L91 243V242H87ZM160 240H162V241H160ZM31 241H29V242H31ZM121 242L123 244H129L126 239L121 240ZM171 242H172L173 246H174V242H175V246L178 244L176 246V248L172 247ZM74 243L78 244V245L77 244L76 245H77V247L79 246V249L75 248L76 246ZM79 243L81 245L82 244L83 245L81 246V245H79ZM98 243L101 245L103 244L105 246H103V245L100 246ZM164 243H165V245H164ZM69 244L71 245L70 247H69ZM132 244L135 245V242L131 243L130 245H132ZM192 244L194 246L197 245L195 247H198V248L196 249ZM80 246H81V248L83 246H85V248L83 247V249H84L83 253L80 252L83 250V249L80 250L81 249ZM167 246L171 247V249H169ZM212 246H213V248H212ZM86 248H87V250H85ZM90 248H91V251H90ZM182 248H184L183 252L181 251ZM98 249H99V251H98ZM194 249H196V252H194L195 251ZM33 250L35 251L34 252L35 255L32 253ZM92 250H95V251L92 252ZM78 251L80 253H78ZM86 252H88L89 254L88 253L86 254ZM94 252H97V254H95ZM185 253H187V254H185ZM92 254L95 255L96 257H94ZM178 254H180V255H178ZM86 255L87 256L92 255L93 259L91 258L92 256L91 257L89 256V258L88 257L84 258V256H86ZM105 255H108V256H105ZM109 255H110V259L108 258ZM162 255L159 256L160 258L158 257L159 258L158 261H160L161 258L164 259V256L162 257ZM175 255H178L179 258L175 257ZM81 256H82V259L80 258ZM104 256L107 258H105ZM114 256H115V258H114ZM76 257H78V258H76ZM156 257H157V255L155 256L154 259H156ZM102 258H104V260ZM111 258H112V260H111ZM141 258H142V261L140 262ZM141 258L138 261V263L140 262L139 264H146L147 263L146 261H148L149 264H152V262H153L152 261L153 258L151 259L150 256H148L147 259H145L146 256L145 257L142 256ZM149 258H150V260H148ZM43 259H44V261H43ZM86 259H87V261H86ZM90 259H92V261ZM107 259H109L110 261ZM45 260H47L48 262H46ZM106 260L109 261L110 263L105 262ZM79 261H80V263H79ZM96 261L93 264H97ZM112 261L113 262L115 261V262L113 263ZM156 261H157V259H156Z\"/></svg>","mask_w":264,"mask_h":264}]
</instances>
